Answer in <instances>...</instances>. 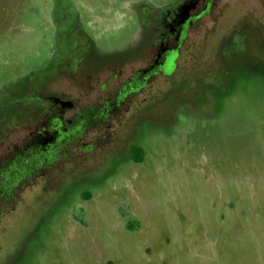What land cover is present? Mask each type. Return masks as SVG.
I'll return each mask as SVG.
<instances>
[{"label":"rangeland","instance_id":"obj_1","mask_svg":"<svg viewBox=\"0 0 264 264\" xmlns=\"http://www.w3.org/2000/svg\"><path fill=\"white\" fill-rule=\"evenodd\" d=\"M181 1L0 0V139L4 127L33 122L45 94H80L56 67L63 16L80 24L86 66L136 62L154 13ZM232 1L236 17L241 0ZM242 1L264 23L263 1ZM205 35L202 26L191 36L176 75L135 97L131 112L144 114L97 122L38 175L6 187L0 264H264V41L242 30L215 50Z\"/></svg>","mask_w":264,"mask_h":264},{"label":"flooded vegetation","instance_id":"obj_2","mask_svg":"<svg viewBox=\"0 0 264 264\" xmlns=\"http://www.w3.org/2000/svg\"><path fill=\"white\" fill-rule=\"evenodd\" d=\"M262 1L259 8H264V0ZM220 2L221 0H182L174 6L155 12L154 36L144 47L138 61L133 62L131 58L124 56L122 63H105L106 65L94 67L84 64L90 60L85 57L88 46L74 14L63 16V53L58 57L59 63L62 60L63 67H56L64 77L75 79L80 94L73 100L45 94L41 98L42 112L33 122L2 129L5 133L0 139V200L6 195V187L38 175L41 168L56 158L62 147L64 150L77 137L84 136L97 122L107 121L120 113H125V118L131 120L144 114L145 110L141 108L131 112L135 97L155 79H170L171 75H176L181 50L188 46L191 36L201 30L202 26L206 39L213 36L218 42L215 50L222 46L226 35L242 30L247 31L251 42L258 39L264 41V30L261 28L264 23L259 18L255 20L250 17V13L253 14L258 9L255 2L245 3L241 0V12L236 17H230L229 8L234 3L237 4V1ZM206 17H209V23L206 22ZM224 45L228 46L226 43ZM99 53L95 54L94 60L104 57L103 52ZM193 68L195 67L178 72L180 77L175 81L168 80L167 89L178 83ZM73 69L80 76L70 71ZM96 85H99V89L94 94ZM81 88H88V93H82ZM92 93L94 96H89ZM19 128L24 130V134L11 138L9 132L15 134Z\"/></svg>","mask_w":264,"mask_h":264},{"label":"trees","instance_id":"obj_3","mask_svg":"<svg viewBox=\"0 0 264 264\" xmlns=\"http://www.w3.org/2000/svg\"><path fill=\"white\" fill-rule=\"evenodd\" d=\"M140 156V157H139ZM135 158V160L138 162V161H140L141 160V154L140 155H138L137 157H134Z\"/></svg>","mask_w":264,"mask_h":264}]
</instances>
